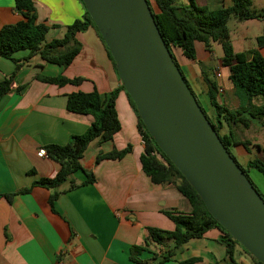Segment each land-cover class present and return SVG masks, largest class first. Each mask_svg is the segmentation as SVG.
Returning a JSON list of instances; mask_svg holds the SVG:
<instances>
[{"label":"crops","instance_id":"0c3cea01","mask_svg":"<svg viewBox=\"0 0 264 264\" xmlns=\"http://www.w3.org/2000/svg\"><path fill=\"white\" fill-rule=\"evenodd\" d=\"M195 1L210 11L232 5V0ZM33 2L37 22L52 27L46 35L47 42L62 38L65 28L84 16L81 0ZM251 9L256 12L264 9V0H251ZM20 20L14 10V0H0V29ZM75 39L80 51L67 68L43 63L35 56L21 66L9 92L0 98V264H135L131 260V248L143 244L147 229H174L164 212L187 214L190 211L189 204L174 187L156 185L143 172L140 163L143 143L137 118L124 91H119L115 101L120 131L111 141L93 140L80 160L82 168L93 174L95 182L60 194L54 202V211L48 204L51 191L31 188L33 182L51 178L59 169L57 163L45 156L43 148L67 144L70 136L84 134L93 122L90 115L66 110L67 95L93 90L106 95L120 87L116 70L97 32L88 27L77 33ZM216 45L213 44L209 53L197 43L194 60L186 59L179 50H172L185 82L212 120L213 110L204 79L216 84L219 104L232 110L242 103L229 80V68L221 65L222 51L218 55ZM252 50L264 58V47L256 45ZM27 54L28 51H21L13 58L23 59ZM14 69L12 61L0 57V83ZM57 76L83 81L78 85L57 86L38 79ZM123 118L127 124H123ZM263 122L252 120L247 129H234L239 140L251 142L247 149L229 148L233 150L230 155L243 168L252 160L264 158ZM227 131L224 127L221 133ZM128 145L132 150L123 158L95 164L99 153L123 150ZM73 178L83 182L85 175L79 171ZM67 187L64 184L58 190ZM261 192L264 199V190ZM9 194L14 195L7 200L4 195ZM221 236L217 229L211 230L163 264L195 258L199 259L195 264H226L225 247L217 242ZM138 258L142 264L158 261L146 252ZM234 260L236 264H253L238 246L234 248Z\"/></svg>","mask_w":264,"mask_h":264},{"label":"trees","instance_id":"16d2710c","mask_svg":"<svg viewBox=\"0 0 264 264\" xmlns=\"http://www.w3.org/2000/svg\"><path fill=\"white\" fill-rule=\"evenodd\" d=\"M146 1L161 38L176 65L172 55L173 49L179 50L186 59L194 60L197 43L209 53L212 52L213 44L221 47V65L229 68V80L242 103L232 110L219 104L216 100L218 91L216 84L204 79L208 85V98L213 110V120L206 117L228 152L229 148L237 146L247 149L251 142L239 140L234 134V129L239 127L247 129L252 120H264V58L256 50L235 53L230 40L228 22L231 19L238 21L264 19V9L259 12L253 11L251 0H232L231 7L220 8L216 11H210L198 5L195 0H186V2L181 0ZM14 10L20 15L21 20L0 29V57L15 64L14 72L0 83V98L9 92L14 75L24 63L38 56L43 63L67 68L80 51L75 35L86 31L88 27H92L97 32L84 9L83 19L67 26L62 38L47 42L46 35L52 27L37 22L33 0H14ZM99 38L101 39L100 36ZM256 45L259 48L264 47V34L256 38ZM21 51H28L27 56L23 59H14L13 55ZM106 52L115 68L107 48ZM38 79L57 86L78 85L83 81L82 78L69 80L63 76L38 77ZM119 91H124L121 84L119 89L106 95H101L96 90L90 93L77 92L67 95L66 110L75 114L90 115L93 117V122L84 134L70 136L67 144L63 146L51 144L43 148L45 156L57 163L59 169L53 177L41 178L33 182L31 188L51 191L48 198L51 211H54V202L60 194L95 182L93 174L82 168L80 160L93 140L98 138L100 143L108 142L113 140V137L120 131L121 125L115 109ZM127 98L135 112L138 133L143 143V153L140 156L143 172L156 185L174 187L190 206L187 214L164 212L174 224V229L172 231L158 228L147 229L143 244L131 248V260L135 264H142L138 257L146 252L152 255L151 259L157 258L156 264H163L191 241L199 240L207 232L217 229L222 235L217 242L225 247L226 264H236L234 260L236 246L251 258L253 264H261L209 215L194 189L149 136L132 100L128 95ZM262 126L264 127V122ZM224 127L228 129L226 134L221 133ZM131 150L132 146L128 145L123 150L114 149L106 154L99 153L95 164L103 160H119ZM239 167L248 180L249 170H255L264 177V158L248 162L245 168ZM79 171L85 175L83 182H76L73 178V175ZM64 184H68L66 190H58ZM13 195H4V197L10 200ZM198 261L199 259L195 258L178 264H195Z\"/></svg>","mask_w":264,"mask_h":264},{"label":"water","instance_id":"95a60500","mask_svg":"<svg viewBox=\"0 0 264 264\" xmlns=\"http://www.w3.org/2000/svg\"><path fill=\"white\" fill-rule=\"evenodd\" d=\"M147 133L209 215L264 264V200L221 143L146 0H81Z\"/></svg>","mask_w":264,"mask_h":264},{"label":"rangeland","instance_id":"374dc122","mask_svg":"<svg viewBox=\"0 0 264 264\" xmlns=\"http://www.w3.org/2000/svg\"><path fill=\"white\" fill-rule=\"evenodd\" d=\"M242 24L245 25L241 27L240 25ZM246 25L248 27H246ZM228 28H229L230 40L233 46V51L235 53L249 52L256 46V37L264 34V19L263 18L255 19L253 21L250 20L236 21L234 19H231L228 22ZM215 49H216V53L218 55L219 54L221 55V48L218 45L215 46ZM198 103L201 106V103L200 102ZM133 114L135 115L134 111ZM123 124H127V121L124 118H123ZM250 135L252 136L253 132H251ZM229 152L233 155L232 149H230ZM248 178L258 192L260 190L261 191L264 190V186H263L264 178L259 173L253 170L251 174L248 175ZM261 191L259 192L260 195H262ZM242 253L245 254L243 251Z\"/></svg>","mask_w":264,"mask_h":264},{"label":"built area","instance_id":"2783aa9c","mask_svg":"<svg viewBox=\"0 0 264 264\" xmlns=\"http://www.w3.org/2000/svg\"><path fill=\"white\" fill-rule=\"evenodd\" d=\"M217 77H219V75L217 74ZM43 154V153H42ZM160 251H162V249L160 250Z\"/></svg>","mask_w":264,"mask_h":264}]
</instances>
